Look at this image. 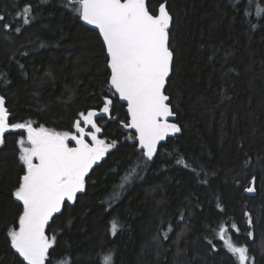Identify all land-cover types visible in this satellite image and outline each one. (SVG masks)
<instances>
[{
	"label": "trees",
	"instance_id": "16d2710c",
	"mask_svg": "<svg viewBox=\"0 0 264 264\" xmlns=\"http://www.w3.org/2000/svg\"><path fill=\"white\" fill-rule=\"evenodd\" d=\"M163 2L173 18L166 93L182 133L148 161L121 124L128 114L111 89L105 45L69 0H0V94L10 123L74 131L80 112L113 101L115 119L97 123L117 146L49 222L56 243L47 264H103L108 253L113 264H239L221 226L248 248V264H264V14L256 15L264 0H148L149 10ZM25 5L28 24L18 18ZM24 135L6 134L0 148V264H26L8 235L22 213L14 192L26 170ZM253 177L257 195L249 196Z\"/></svg>",
	"mask_w": 264,
	"mask_h": 264
},
{
	"label": "snow or ice",
	"instance_id": "6c2138e0",
	"mask_svg": "<svg viewBox=\"0 0 264 264\" xmlns=\"http://www.w3.org/2000/svg\"><path fill=\"white\" fill-rule=\"evenodd\" d=\"M69 4L83 21L99 30L109 57L111 89L127 102L130 121L123 127L135 130L143 156L151 161L161 142L181 131L170 122L175 113L165 94L173 65L169 46L172 16L166 4H160L158 14L149 10L147 0H69ZM30 14L31 6L25 5L18 18L28 24ZM262 14L264 8L257 6L256 15ZM2 20L4 16L0 15ZM112 104L111 98H105L99 111L79 113L73 123L75 131L60 132L34 127L31 121L10 123L5 99L0 96V145L9 131L23 130L27 134L18 140L19 159L26 170L14 192L16 200L22 202V213L18 229L8 233L11 247L26 264H46L56 243L55 235L46 234L49 222L62 212L65 202L75 203L77 194L85 190V178L93 166L117 146L115 141L100 138L103 127L97 123L98 117L111 118ZM69 141H74V146ZM246 191L255 189L248 187ZM231 227L239 232L236 225ZM118 230V223L112 221V235ZM218 235L239 264H248L252 259L248 248L237 246L226 226L220 227ZM103 264H113L111 253L103 256Z\"/></svg>",
	"mask_w": 264,
	"mask_h": 264
},
{
	"label": "water",
	"instance_id": "95a60500",
	"mask_svg": "<svg viewBox=\"0 0 264 264\" xmlns=\"http://www.w3.org/2000/svg\"><path fill=\"white\" fill-rule=\"evenodd\" d=\"M147 2H148V0H147ZM163 3H165L166 4V7H167V3L166 2H163ZM167 10H168V7H167ZM168 12H169V10H168ZM157 14H158V12H157ZM169 14L171 15V13L169 12ZM172 16V15H171ZM82 20V19H81ZM82 22L86 25V26H88V27H90V28H92V29H94V30H96L98 33H99V30L98 29H96L93 25H89V24H87L85 21H83L82 20ZM172 23H173V18H172V22H171V26H170V30H171V28H172ZM170 30H169V32H170ZM99 35H100V33H99ZM100 37H101V39H102V36L100 35ZM103 41V40H102ZM169 43H170V37H169ZM105 45V44H104ZM170 46V45H169ZM105 48H106V46H105ZM107 52V51H106ZM108 56V55H107ZM173 62H174V53H173ZM108 65H109V57H108ZM108 68H109V71H110V76H111V70H110V67L108 66ZM172 68H173V65H172ZM171 74H172V71H171V73H170V75H169V78H168V80H167V83H166V86H165V94L166 95H168L167 93H166V88H167V86H168V82H169V79H170V76H171ZM114 91V90H113ZM117 97H118V99H119V101L121 102V103H123V104H125V106H126V112H127V114H128V111H127V102L126 101H123V100H121L120 98H119V96H118V94H115ZM0 96H3V95H1L0 94ZM169 96V95H168ZM4 97V96H3ZM4 99H5V97H4ZM171 99H170V96H169V103H170V105H171V107H172V104H171ZM5 107L8 109V111H9V108L7 107V105H6V99H5ZM172 110H173V112L175 113V111H174V109H173V107H172ZM97 111H99V110H97ZM10 111H9V117H10ZM111 118L112 119H115V118H113L112 116H111ZM170 119V122H172V123H176L179 127H180V129H181V131L179 132V133H176L175 135H169V137L165 140V141H162L161 142V144L158 146V151H157V154H158V152H159V149H160V147H161V145H163L164 143H166L167 141H168V139L169 138H172V137H175V136H178V135H180L181 133H182V128H181V125L178 123V117H177V114L175 113V115L173 116V117H170L169 118ZM130 121V116H129V114H128V121H127V123ZM126 122H123L122 123V125H124ZM34 126V125H33ZM35 127V126H34ZM127 131H132L135 135H136V133H135V130H133V129H127V128H125ZM13 131H23V130H13ZM10 132H12V131H9L8 133H10ZM8 133H6V134H8ZM5 134V135H6ZM88 139V138H87ZM137 140V139H136ZM137 143H138V140H137ZM3 145H4V143L2 144V145H0V148H2L3 147ZM138 148H139V144H138ZM139 150H141V151H143L142 149H140L139 148ZM157 156V155H156ZM155 156V157H156ZM106 157H107V155L101 160V161H98L97 162V164L96 165H94L93 166V169L96 167V166H98V165H100L101 163H102V161H104L105 159H106ZM154 157V158H155ZM154 158L151 160V161H153L154 160ZM93 169L89 172V174H88V176L85 178V181H86V179L89 177V175L91 174V172L93 171ZM255 186V181H254V183L252 182V187H254ZM254 189H255V187H254ZM248 193V195L249 196H255L256 195V190L255 191H253V192H247ZM80 193H78L77 194V196L79 195ZM57 215V214H56ZM46 231H47V229H46ZM46 234H47V232H46ZM46 264H47V261H46Z\"/></svg>",
	"mask_w": 264,
	"mask_h": 264
},
{
	"label": "rangeland",
	"instance_id": "374dc122",
	"mask_svg": "<svg viewBox=\"0 0 264 264\" xmlns=\"http://www.w3.org/2000/svg\"><path fill=\"white\" fill-rule=\"evenodd\" d=\"M114 118H115V116H113ZM123 122H121V124H122ZM74 131H75V129H74ZM26 132H25V135L23 136V138H26ZM100 138H102V139H104L102 136H101V134H100ZM89 140H90V138H88ZM108 142V141H107ZM69 143H70V141H69ZM74 144H75V142H74ZM73 144V145H74ZM70 145H71V143H70ZM256 181V180H255ZM252 182H253V178L251 179V181L246 185V187H245V190H244V192H245V194H247L248 195V193H247V191H246V188H248V187H252ZM255 190H256V195H257V189H256V182H255ZM255 195V196H256Z\"/></svg>",
	"mask_w": 264,
	"mask_h": 264
},
{
	"label": "bare ground",
	"instance_id": "6f19581e",
	"mask_svg": "<svg viewBox=\"0 0 264 264\" xmlns=\"http://www.w3.org/2000/svg\"><path fill=\"white\" fill-rule=\"evenodd\" d=\"M106 49V48H105ZM114 118V117H113ZM112 119V118H111ZM36 127V126H35ZM25 132V131H24ZM136 136V135H135ZM4 140H5V138H4ZM138 144V143H137ZM71 146H74V145H71ZM139 149V148H138ZM86 182V181H85ZM22 203V202H21ZM70 203V202H69Z\"/></svg>",
	"mask_w": 264,
	"mask_h": 264
}]
</instances>
